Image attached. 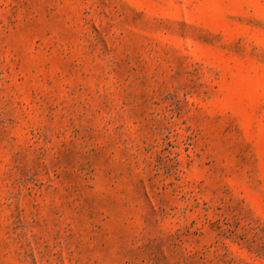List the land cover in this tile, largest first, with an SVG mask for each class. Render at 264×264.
I'll use <instances>...</instances> for the list:
<instances>
[{
	"label": "rangeland",
	"instance_id": "rangeland-1",
	"mask_svg": "<svg viewBox=\"0 0 264 264\" xmlns=\"http://www.w3.org/2000/svg\"><path fill=\"white\" fill-rule=\"evenodd\" d=\"M0 264H264V0H0Z\"/></svg>",
	"mask_w": 264,
	"mask_h": 264
}]
</instances>
